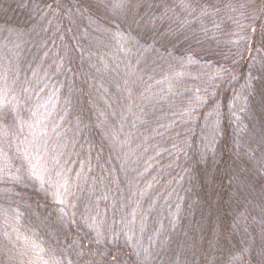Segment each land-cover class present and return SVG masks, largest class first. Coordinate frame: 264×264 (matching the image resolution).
<instances>
[{"label": "trees", "instance_id": "obj_1", "mask_svg": "<svg viewBox=\"0 0 264 264\" xmlns=\"http://www.w3.org/2000/svg\"><path fill=\"white\" fill-rule=\"evenodd\" d=\"M0 264H264V0H0Z\"/></svg>", "mask_w": 264, "mask_h": 264}]
</instances>
